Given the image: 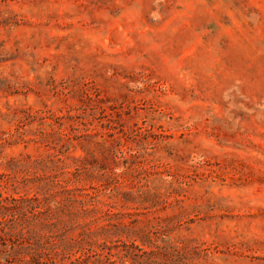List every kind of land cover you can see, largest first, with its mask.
<instances>
[{"label": "rangeland", "instance_id": "1", "mask_svg": "<svg viewBox=\"0 0 264 264\" xmlns=\"http://www.w3.org/2000/svg\"><path fill=\"white\" fill-rule=\"evenodd\" d=\"M0 264H264V0H0Z\"/></svg>", "mask_w": 264, "mask_h": 264}]
</instances>
